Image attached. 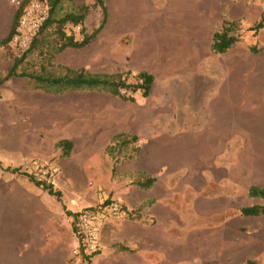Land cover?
<instances>
[{
  "label": "rangeland",
  "instance_id": "374dc122",
  "mask_svg": "<svg viewBox=\"0 0 264 264\" xmlns=\"http://www.w3.org/2000/svg\"><path fill=\"white\" fill-rule=\"evenodd\" d=\"M140 1L147 6L145 1ZM83 5L89 6L85 27L92 32L103 16L95 0H67L64 10ZM158 5L165 4L159 1ZM170 5L183 7L184 11L178 9L177 12L182 23L190 18L193 20L195 10L199 13V30L192 31L193 43L197 39L199 46L200 61L197 63L140 62L135 55L134 39L126 34L118 39L101 37L82 48H67L49 60L36 49L18 69L19 72L46 70L58 75L64 74L67 68H85L91 73L110 76L130 72L129 82H135L136 74L147 69L157 79L149 97L136 92L135 101H130L106 91L88 89L47 93L36 88L26 76L11 77L0 85V222L4 223L0 253L8 250L5 237L21 236L22 232L24 239L29 238L33 226L40 264H101L100 260L114 250L106 246L103 239L111 221L100 234L101 251L92 255L87 263L83 255L74 251L79 242L71 213L108 198L124 202L121 197L128 192L125 182L128 178L122 166L136 155L139 141L123 145L121 141H114L116 134L138 135L139 140L152 133L194 136L201 129L204 131L212 117L213 131L205 133L212 136L210 148H217L220 144L214 140L219 137L222 140L230 131L232 123H226V118L228 122L240 119L249 122L264 116V28L258 32L252 29L261 18L264 0H171ZM224 20L234 22L233 34L238 40L227 52L218 54L212 51L211 42ZM182 33L186 35L188 31L182 30ZM44 34L48 40L56 38L53 28ZM195 51L191 49L192 54ZM43 52H49L48 46ZM22 55L9 45H0V76L6 75L15 58ZM239 69L249 71L248 88L251 89L244 94L240 89L234 91L242 80L236 72ZM226 77L230 79L225 91ZM260 125H264V119ZM62 139L73 143L69 155H63L58 146ZM112 145L115 149L110 151ZM208 147L198 156L189 150L176 155L190 166L184 167L185 174L192 169L196 176L197 165L207 162L204 158H208ZM8 168L19 169V172ZM216 171L217 177L222 179V171ZM24 173L32 174L40 182L53 184L60 196L36 185ZM206 179L204 194L208 195V190L213 188L218 193L217 184ZM168 245H173L180 253L186 252L191 242L181 245V241L170 240ZM193 245L197 250L204 244L197 241Z\"/></svg>",
  "mask_w": 264,
  "mask_h": 264
},
{
  "label": "crops",
  "instance_id": "0c3cea01",
  "mask_svg": "<svg viewBox=\"0 0 264 264\" xmlns=\"http://www.w3.org/2000/svg\"><path fill=\"white\" fill-rule=\"evenodd\" d=\"M143 1L147 6L140 0H105L107 23L96 40L118 39L128 34L134 39L135 55L140 62H199L198 40L194 44L192 37V31L199 30L198 11L195 10L196 17L185 24L181 16L177 17L178 9L184 11L183 7L171 6V0H159L164 6H159L158 0ZM16 10L10 0H0V41L8 35ZM182 30L188 33L181 34ZM191 49H196L195 54ZM143 70L150 72L140 71ZM236 72L242 80L234 91L240 89L244 94L251 89L248 88L249 71ZM150 73L155 77L153 90L157 79ZM229 79L226 77L223 82L225 91ZM263 119L264 116L249 122L242 119L228 122L226 118V123H232L230 131L222 140L220 137L214 140L220 144L217 148H210L213 139L211 134L205 133L213 131L212 117L204 131L201 129L194 136L169 132L140 138L136 155L122 166L128 178L125 181L128 192L121 197L128 207L138 211L139 219L111 220L103 239L106 246L114 250L100 260L101 264H159L163 261L165 264H247L248 261L264 264V214L242 213L244 208L264 205V197L249 194L252 187L264 188V125H260ZM207 147L209 155L204 158L207 162L197 165L196 176L192 169L185 174L184 167L190 166L176 155L189 150L198 156ZM218 169L222 171V179L217 177ZM206 177L217 184L218 193L213 188L208 190V195L204 194ZM150 178L154 180L150 186L140 185ZM0 223L2 233L4 223ZM34 232L32 226L29 238L24 239L22 232L21 236L5 237L8 250L0 253V264H40ZM170 240L181 241V245L191 242V246L179 253L173 245H168ZM197 241L204 244L203 248L194 249L193 243Z\"/></svg>",
  "mask_w": 264,
  "mask_h": 264
},
{
  "label": "trees",
  "instance_id": "16d2710c",
  "mask_svg": "<svg viewBox=\"0 0 264 264\" xmlns=\"http://www.w3.org/2000/svg\"><path fill=\"white\" fill-rule=\"evenodd\" d=\"M27 1L29 0H24V2ZM41 1L45 2L48 5L49 17L42 28L35 35L31 47L22 56L15 58L13 66L6 75L0 76V85L4 84L11 77L26 76L33 82V85L36 88L47 93L59 94L74 90L88 89L106 91L114 96H118L124 100L130 101H135L136 97L134 96V94L136 92H140L144 97H148L150 95L155 77L152 73L145 70L140 71L136 74L135 82L128 81L127 77L130 72L126 74L122 73L117 76H110L107 74L91 73L85 68H67L66 72L61 75L54 74L53 72L46 71L45 69V71L43 72H27L26 70L19 72L18 69L20 65L25 60L27 55L32 51L36 49L40 50L43 55L45 54L43 58H47L49 60L55 57L57 54L63 52L67 48L85 47L96 39L97 35L102 31L105 24L107 23L108 8L105 0H95V4L102 8L103 16L100 24L96 26L92 32H89L85 27V19L89 11V6L83 5L78 9L65 11L64 3L67 0ZM20 13L21 8L16 10L10 31L8 35L2 41H0V45H9V41L19 20ZM233 24L234 22L224 20L222 23V27L213 34L211 49L214 53H225L237 42L238 38L233 34ZM76 25H81L83 28V40H79L76 34H70L68 31L70 28ZM49 28H53L55 31L56 38L54 40H48L44 34L45 31ZM262 28H264V10L262 12L260 20L252 27V29H254L256 32H258ZM47 46L49 52L44 53L43 50ZM114 141H121L124 145L139 141V137L138 135L118 133L114 136ZM58 146L62 149L63 155H69L70 151L72 150L73 143L69 139H62L58 142ZM109 149L110 151H113V149H115V145L110 146ZM9 170H11L12 172H19V169ZM24 174L27 175L33 182H35L36 185L42 186L51 194L57 195L58 197L60 196V192L54 189L53 184L40 182L36 180V178L32 174ZM153 181V178H150L145 182H142L140 185L148 187L153 183ZM249 194L250 196L264 197V188L252 187ZM112 200L113 199L108 198L104 201V203H108ZM122 203L126 205L124 202ZM242 213L246 215L264 214V205H255L244 208L242 209ZM71 215H74V213H71ZM129 218L139 219L138 211L136 209H130ZM73 227L75 235H77V229L75 228L74 224ZM122 249L125 250L126 248L123 247ZM100 251L101 250L93 254H85V252H82L84 260L87 261V263H90L91 256L99 253ZM247 264L256 263L254 261H248Z\"/></svg>",
  "mask_w": 264,
  "mask_h": 264
},
{
  "label": "built area",
  "instance_id": "2783aa9c",
  "mask_svg": "<svg viewBox=\"0 0 264 264\" xmlns=\"http://www.w3.org/2000/svg\"><path fill=\"white\" fill-rule=\"evenodd\" d=\"M17 7L21 8L19 20L14 33L9 41V46L17 53L24 54L32 45L37 32L42 28L49 17V7L41 0H11ZM82 26L76 25L68 31L76 34L79 40L84 39ZM130 209L121 201L112 200L108 203L93 205L72 215V223L77 229L78 245L75 253L82 256L93 254L102 249L100 233L103 226L115 219L129 218Z\"/></svg>",
  "mask_w": 264,
  "mask_h": 264
}]
</instances>
